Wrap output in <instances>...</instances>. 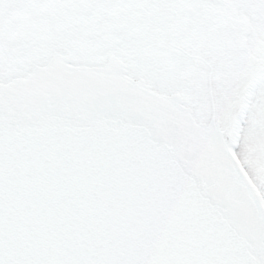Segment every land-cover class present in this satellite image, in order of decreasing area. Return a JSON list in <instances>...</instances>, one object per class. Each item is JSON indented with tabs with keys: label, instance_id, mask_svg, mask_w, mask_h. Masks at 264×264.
Here are the masks:
<instances>
[{
	"label": "snow or ice",
	"instance_id": "snow-or-ice-1",
	"mask_svg": "<svg viewBox=\"0 0 264 264\" xmlns=\"http://www.w3.org/2000/svg\"><path fill=\"white\" fill-rule=\"evenodd\" d=\"M0 264H264V0H0Z\"/></svg>",
	"mask_w": 264,
	"mask_h": 264
}]
</instances>
